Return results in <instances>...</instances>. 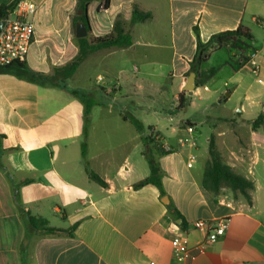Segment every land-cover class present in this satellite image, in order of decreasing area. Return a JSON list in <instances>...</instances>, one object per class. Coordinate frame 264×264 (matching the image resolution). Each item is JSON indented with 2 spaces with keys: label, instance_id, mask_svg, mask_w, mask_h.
<instances>
[{
  "label": "crops",
  "instance_id": "crops-1",
  "mask_svg": "<svg viewBox=\"0 0 264 264\" xmlns=\"http://www.w3.org/2000/svg\"><path fill=\"white\" fill-rule=\"evenodd\" d=\"M21 1L40 6L26 63L32 72L52 76L78 54L75 24L83 23L76 22L82 12L72 16L78 0ZM103 2L88 5L85 38L109 35L120 21L133 38L131 47L98 51L73 76L52 83L0 74V158L11 175L9 180L0 170V264H264V126L251 125L264 116V0H109L107 11L100 9ZM135 10L151 17L135 22ZM240 26L253 36L249 50L257 53L258 74L225 47L194 66L199 40L207 43ZM43 40L53 43L40 53L36 47ZM138 44L150 49L133 50ZM214 54L221 59L208 73L204 67ZM191 73L195 90L189 97L200 88L210 92L209 82L220 75L224 86L233 84L227 101L235 94L244 100L238 119H223L230 129L215 137L218 150V143L225 147L224 162L254 183L251 203L227 187L218 196L209 193L202 185L208 149L198 144L202 133L196 124L173 125L174 118L154 111V106L177 110ZM94 78L101 93L91 85ZM98 93L104 101H94ZM244 123L248 130L240 132ZM186 125L196 129L195 148L178 143L188 137ZM152 131L177 149L164 154L154 149L168 206L156 186L134 188L151 173L144 138ZM190 152L197 156L193 168L186 166ZM87 168L107 187L91 180ZM15 194L26 211L51 227L77 225L73 236L33 229L21 218ZM169 206L179 211L181 224ZM223 220L228 228L213 244L206 240L210 231L194 227L197 221ZM179 234L189 240L182 263L171 244Z\"/></svg>",
  "mask_w": 264,
  "mask_h": 264
},
{
  "label": "trees",
  "instance_id": "trees-1",
  "mask_svg": "<svg viewBox=\"0 0 264 264\" xmlns=\"http://www.w3.org/2000/svg\"><path fill=\"white\" fill-rule=\"evenodd\" d=\"M92 1L93 0H78L77 2V10L82 12V15L77 18L76 22H83L87 28V9L88 5ZM20 2L21 0H14L9 5H0V18L5 17L10 11L14 10ZM108 2L109 0H105L106 8H108ZM150 17L151 15L149 13H143L138 10L133 12V21L135 22H143ZM252 40L253 36L250 30L245 26H240L235 31H227L214 35L207 43H202L199 40L197 42V52L193 64L194 66H198L199 64L205 62L212 52L224 47L229 50L239 51L242 54L246 49H249V43ZM77 42L79 50L76 57L65 66L56 68L52 76H45L40 73L32 72L26 62H15L8 67L0 68V74L14 75L20 79L35 83H52L56 81L58 77L62 76L63 78H69L73 76L83 61L98 51L110 48H127L131 47L134 43L132 36L125 31L120 21L116 22L113 33L109 35L94 38L92 41H88L87 38H79L77 39ZM190 100L191 97H189L186 92H182L177 98V109L183 110L188 107L190 105ZM86 113L87 115L89 114L88 109L86 110ZM251 125L255 130L261 126H264V116H259L256 120L251 122ZM144 141L147 146V151H145L144 155L149 162L151 173L148 178L135 184L134 188L139 189L146 185L152 184L160 190L161 197H164L166 196V193L162 188V172L155 160L154 149L160 151V153L163 154L165 152H163V150L157 145H154V147L152 146L153 142L151 137H145ZM0 170L1 172L5 173L6 177L10 180L11 175L8 169L1 162V158ZM87 171L91 180L102 187H107V183L98 174L88 168ZM202 185L209 193L215 196H218L222 189L227 187L231 189L235 197L242 196L248 203H251L250 192L254 190L255 187L252 181H249L236 174L233 169L224 162L223 157L218 150L216 137L214 135H212L209 139L208 160L204 169ZM15 203L21 218L33 229L39 231L40 233L45 235L73 236V232L77 225L71 227L68 230L51 227L45 219L41 217H34L28 211H26L23 205L20 203L18 195L16 194ZM168 209L175 219L181 218V214L175 207L169 206ZM183 226L185 227V225Z\"/></svg>",
  "mask_w": 264,
  "mask_h": 264
},
{
  "label": "built area",
  "instance_id": "built-area-1",
  "mask_svg": "<svg viewBox=\"0 0 264 264\" xmlns=\"http://www.w3.org/2000/svg\"><path fill=\"white\" fill-rule=\"evenodd\" d=\"M39 5L26 1H21L18 6L10 11L5 17L0 18V23L5 22L3 28L0 30V68L8 67L15 62H26L30 53L32 45L35 43V16L39 10ZM100 9L107 11L105 2L100 6ZM247 61L250 64L251 71L258 74L260 71V64L257 60V53L251 51L247 56ZM103 78L99 77L97 83L102 84ZM261 82V81H260ZM204 90H208L204 88ZM185 130L188 137L179 139L180 147H196L195 127L186 125ZM154 145H157L165 153L176 152L177 149L168 144L164 138L155 133L150 132ZM197 161V156L190 152L186 166L193 168ZM195 228L207 229L210 233L207 236V244H213L220 237L224 236L228 223L220 221L218 224H211L204 221H197L194 223ZM173 248L174 258L177 262L182 263L189 251V240L185 234L177 235L171 242ZM150 264H156L150 262Z\"/></svg>",
  "mask_w": 264,
  "mask_h": 264
},
{
  "label": "rangeland",
  "instance_id": "rangeland-1",
  "mask_svg": "<svg viewBox=\"0 0 264 264\" xmlns=\"http://www.w3.org/2000/svg\"><path fill=\"white\" fill-rule=\"evenodd\" d=\"M78 10L76 9L74 13L72 14L73 18L76 17ZM73 31H72V36L75 37L74 35V25ZM41 43L38 44L37 51L40 53H44L46 49H49V45H51L53 42L52 41H40ZM150 47H146L144 45L138 44L136 45L133 50L137 51H144V50H149ZM250 52L249 49H246L244 53H240L237 51V53L240 55V58L242 62L247 61V56ZM223 54V53H222ZM221 59V55L219 54H214L211 57V60L209 61L208 64H205L204 70L208 69V73L212 72V68L217 65L219 60ZM135 77L140 78L141 76L139 74H134ZM214 80L209 82L208 86L210 88V92L204 91L203 88H200L197 90L199 93L198 95H195L191 97L193 99V104H191L192 99L190 100V105L186 107L183 110H175V109H166L162 110V108L154 106L155 110L160 116L164 117H170L174 118V123L173 125L180 124L186 120L193 121L196 124L197 130L202 133V136L199 138L198 137V144H201L203 149H208L209 145V139L212 135L214 136H221V133L225 129H230L226 121H223V119H238V113L237 111L239 110L240 107V102L244 101L241 96L238 94H235L229 101H227L229 98L227 96V91H232L233 89V84L228 83L227 86H224V82L226 81L225 79H222L220 75H215ZM146 83V82H145ZM95 78L92 80L91 85L94 90L98 91L101 93V89L99 86L95 85ZM69 85L75 86L76 84L70 83ZM98 96L94 97V101H104L101 98V94ZM201 98V100H200ZM168 99V97H167ZM222 101H227V102H222ZM107 102V101H106ZM111 102V100H109ZM237 110V111H236ZM154 117V115H151ZM98 120V119H97ZM163 122L165 120H162ZM237 122L243 123L241 120H237ZM168 122L165 124L166 127L168 126ZM165 127V128H166ZM170 128V127H169ZM168 128V129H169ZM238 130L241 131H246L248 130L247 128V123L242 124L241 126L238 127ZM226 131V130H225ZM219 140L222 141L223 138L219 137ZM219 146V151L223 155L225 154V147L218 143ZM208 154V151H207ZM240 197V196H239ZM242 197V196H241Z\"/></svg>",
  "mask_w": 264,
  "mask_h": 264
},
{
  "label": "water",
  "instance_id": "water-1",
  "mask_svg": "<svg viewBox=\"0 0 264 264\" xmlns=\"http://www.w3.org/2000/svg\"><path fill=\"white\" fill-rule=\"evenodd\" d=\"M4 21L0 23V30L3 28L4 26ZM88 34V30L87 27L84 23H77L76 25V37L77 38H85ZM195 77L196 74L195 73H191L187 79V83L186 86L184 88V91L189 95L192 96L193 95V91L195 90ZM230 93H227V96H229ZM161 202L165 205H169L170 204V199L168 196H164L161 199ZM181 219L177 220V224H181Z\"/></svg>",
  "mask_w": 264,
  "mask_h": 264
}]
</instances>
